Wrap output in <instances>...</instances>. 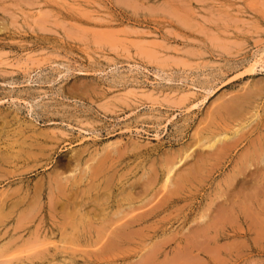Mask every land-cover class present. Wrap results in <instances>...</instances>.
Masks as SVG:
<instances>
[{
  "label": "rangeland",
  "instance_id": "obj_1",
  "mask_svg": "<svg viewBox=\"0 0 264 264\" xmlns=\"http://www.w3.org/2000/svg\"><path fill=\"white\" fill-rule=\"evenodd\" d=\"M263 123L264 0H0V264H264L253 194L223 210Z\"/></svg>",
  "mask_w": 264,
  "mask_h": 264
},
{
  "label": "bare ground",
  "instance_id": "obj_2",
  "mask_svg": "<svg viewBox=\"0 0 264 264\" xmlns=\"http://www.w3.org/2000/svg\"><path fill=\"white\" fill-rule=\"evenodd\" d=\"M112 34V33H111ZM259 63V62H258ZM253 70V69H252ZM228 109V108H227ZM255 117V116H254ZM264 124V123H263ZM262 127H263V125H262ZM260 128H261V126H260ZM262 129V128H261ZM240 130H242V129H240ZM239 130V131H240ZM239 131H237L235 134H237ZM249 134V133H248ZM226 135H228V134H226ZM257 137H259V135L257 136ZM232 138V136L231 135H229V136H224L223 138H222V140H223V143H226L227 141H229L230 139ZM221 140V141H222ZM200 145V144H199ZM244 146V145H243ZM212 147H214V144L213 145H211V147L210 148H212ZM227 153V152H226ZM77 156V155H76ZM75 156V157H76ZM225 156V155H224ZM232 156V155H231ZM239 156H240V154H239ZM81 156H79V158H80ZM226 157V156H225ZM79 158H77V162L75 161V163H77L78 165H79V163H80V161H79ZM226 159V158H225ZM72 160V159H71ZM73 161H74V159H73ZM102 162V161H101ZM180 162H182V159L181 160H179L178 162H174L175 164L169 169V171H168V173H167V177H165L166 178V180H165V182H164V186L165 187H167V185L170 183V179H171V174H172V172H173V169L174 168H176V166H177V163H180ZM237 164H236V166L234 167V170H236V167H237V165L238 164H240L238 167H237V171H232L233 173H230L229 172V175H228V177H227V181H228V183L229 182H231V183H233V182H236V187L234 188V189H236V190H234V189H230V187H228V189H226V193H225V195H227L228 197H229V199H230V197H231V193H233V192H235V193H237V199H239V196H240V198H241V196H242V200H241V202L240 201H235V204H236V202H239L240 203V205H239V207L241 208V211H239V212H237L236 211V209L237 208H235V206H234V204H233V201H232V197H231V201H232V204H231V201H230V204L228 205V204H225L224 205V212H225V215L227 214V216L229 217V221L232 219V217H233V214H237V215H235V216H239L240 218H241V220L243 221V223H244V226H245V231H247V229L249 228V223H250V215H252V214H249V211L252 209L253 210V207H254V204L252 203V202H250L252 205H253V207L251 206V204L248 202L249 201V197H250V193H252L253 194V197L254 198H256L255 200H257V206H256V209L258 210V212H257V214H258V216H260L261 215V213L263 212L262 210L264 209V201H263V199H262V197H264V173H262V171H264V135L262 136V138L261 139H253V140H249L248 142H246V145H245V148H244V150H243V152L241 153V156H240V159L238 160V162H236ZM226 164V163H225ZM81 165V164H80ZM83 165V164H82ZM252 165H255V167L257 168V169H259V171H257L258 172V174H255V175H249V174H246V170H247V168H249L250 166H252ZM66 166V165H65ZM180 166V165H179ZM105 167H106V165H105ZM186 167V166H185ZM221 167V166H220ZM80 168V167H79ZM82 168V167H81ZM178 169V168H177ZM221 170V169H220ZM224 170V169H223ZM96 171V170H95ZM191 171V170H190ZM194 171V170H193ZM219 171V170H218ZM76 172V171H75ZM245 172V173H244ZM71 174H72V171L70 172ZM192 173V172H191ZM226 173V172H225ZM238 173H240V174H242L243 175V177L241 176V175H238ZM59 174V173H58ZM67 174V173H66ZM195 174V173H194ZM251 174H252V172H251ZM65 176H68V175H65ZM82 176V175H81ZM81 176H79L80 178H77V179H79V180H77V181H72V183H71V185L72 186H68L63 180H62V178L61 179H57V181H59V183L57 182V190L58 191H56L55 192V194L54 195H56V197H55V199H53V200H55V201H57V202H55V203H58V204H54L53 206H52V208H51V212H52V214H61V215H70L71 213H72V211H74L75 213L77 212L76 211V209H79V211H80V213L82 212V210L84 209L86 212H88L89 214L91 213V212H93V209H92V207L91 208H89V209H86V207H84V206H82L81 208L79 207V208H77V206L79 205V203L76 201V199H72L73 198V195H74V193H75V186L74 185H76V184H79V181L80 180H82V177ZM183 176V175H182ZM241 176V177H240ZM59 177V176H58ZM61 177V176H60ZM70 177V176H69ZM69 177L68 178H66V179H69ZM185 177V176H184ZM48 178H50V177H48ZM182 178V177H181ZM150 179V178H149ZM61 180V181H60ZM164 180V179H163ZM181 181V183H184L185 182V180H189V178H187L186 177V179L185 178H183V179H180ZM55 181V180H54ZM179 181V180H178ZM177 181V182H178ZM184 181V182H183ZM150 182V181H149ZM154 182V181H153ZM156 182V181H155ZM187 182V181H186ZM69 183V182H68ZM85 184V183H84ZM137 184V183H136ZM180 184V183H179ZM143 185V184H142ZM145 185V184H144ZM253 185H255V188H256V190H254V188H253V190H254V192H248L247 190H248V188H250V187H252ZM153 185H151V187H152ZM230 186H232L231 184H230ZM135 187V185L133 184H131V188H134ZM150 187V188H151ZM169 187V186H168ZM171 187V186H170ZM51 188H52V186H51ZM142 188V187H141ZM128 189H130V188H128ZM139 189V188H138ZM137 189V190H138ZM251 189V188H250ZM39 190H41V189H39ZM151 189H149V188H147V186L146 187H144V189L142 188L141 190H139V192L138 193H140V194H142V193H148V195H149V191H150ZM171 190V189H170ZM177 190H178V188H177ZM184 190V189H183ZM134 191V190H133ZM83 192V191H82ZM131 192H129L128 193V196H132V197H127V198H129V199H131L130 200V202L128 203L129 205H128V207H129V209H130V207H132V205H134L135 204V201H137V200H139V199H137L136 197L135 198H133V194H130ZM37 194V193H36ZM135 194V193H134ZM176 194V193H175ZM42 195V194H41ZM84 195V194H83ZM124 195V194H123ZM136 195V194H135ZM145 195V194H144ZM143 195V196H144ZM235 195V197H236V194H234ZM49 196V195H48ZM138 196V195H137ZM140 196V195H139ZM51 196H49V198H50ZM54 197V196H53ZM79 197V196H78ZM125 197V196H124ZM148 197V196H147ZM76 198V197H75ZM126 198V199H127ZM138 198H141V196L140 197H138ZM163 198V197H162ZM37 199H38V197H37ZM142 199V198H141ZM235 199V198H234ZM52 200V199H51ZM81 200V199H80ZM108 200V199H107ZM49 201V200H48ZM117 201V200H116ZM151 201V200H150ZM18 202V201H17ZM40 202V201H39ZM76 202V203H75ZM123 202V201H122ZM121 202V203H122ZM128 202V201H127ZM139 202V201H138ZM137 202V203H138ZM144 202V201H143ZM142 202V203H143ZM219 202V201H218ZM223 203H224V200L222 201ZM227 202V201H226ZM120 203V202H119ZM222 203V204H223ZM29 204V203H28ZM85 204V203H84ZM110 204V203H109ZM147 204V203H146ZM221 204V205H222ZM238 204V203H237ZM93 205V204H92ZM115 205V204H114ZM140 205H141V203H140ZM144 204H142L141 206H143ZM34 206V205H33ZM51 206V205H50ZM72 206H74V209L72 210ZM80 206V205H79ZM101 206V205H100ZM127 206V205H126ZM172 206V205H171ZM22 207V206H21ZM40 208H41V206H39ZM102 207V206H101ZM105 207H107V206H105ZM219 207H220V205H219ZM238 207V208H239ZM37 208V207H36ZM103 208V207H102ZM155 208V207H154ZM211 208V207H210ZM104 209V208H103ZM127 209V208H126ZM151 209V208H150ZM148 210L147 209V211H145V212H142V213H140L138 216H136V217H134V216H132V217H134L132 220L130 219V220H128L127 222H124V223H120V236H121V238H122V236L124 235V233L123 232H126V229L128 228V227H130V226H132V225H134V224H136L137 222H142V221H144L145 219H146V217L150 214V213H152V211L151 210ZM28 210V209H27ZM130 210H134V208L133 209H130ZM154 210V209H153ZM213 210V209H212ZM222 209H218L217 208V211L216 210H214L215 212L214 213H216V214H218V212L219 211H221ZM252 210L250 211V212H252ZM260 210V211H259ZM94 211H98V212H100V210H98V207L96 208V207H94ZM143 211V210H142ZM151 211V212H150ZM1 212V211H0ZM35 212V211H34ZM85 212V213H86ZM97 212V213H98ZM107 212V211H106ZM120 215L121 214H124V212H125V208H124V206L122 205V204H120ZM129 213H130V211H128ZM138 212V211H137ZM159 212V211H158ZM223 212V211H222ZM235 212V213H234ZM255 212V211H254ZM25 213V212H24ZM74 213V214H75ZM154 213V212H153ZM152 213V214H153ZM26 214V213H25ZM34 214V213H33ZM55 214H54V216H55ZM82 214H83V212H82ZM99 214V213H98ZM107 214V213H106ZM105 214V216H107ZM132 213H130V215H131ZM254 214V213H253ZM256 214V213H255ZM125 215V214H124ZM207 215V214H206ZM58 216V215H57ZM71 216H72V214H71ZM82 216V215H81ZM86 216H87V214H86ZM122 216V215H121ZM207 217V216H205V215H202V217ZM211 216V215H210ZM68 217V216H67ZM97 217V216H96ZM115 217V216H114ZM251 217H253V216H251ZM90 218H92V217H90ZM207 218H209V217H207ZM255 218V217H254ZM150 219V218H149ZM217 219H218V217H217ZM256 219V218H255ZM258 219V218H257ZM121 220V219H120ZM123 220V219H122ZM126 220V219H125ZM197 220V219H196ZM213 220V218L210 220V222ZM219 220V219H218ZM250 220V221H249ZM259 220V219H258ZM147 221V220H146ZM220 221V220H219ZM255 221V220H254ZM187 222V221H186ZM205 222V221H204ZM214 222V221H213ZM212 222V223H213ZM226 223H228V221H225ZM224 222V223H225ZM144 223V222H143ZM199 223V222H198ZM231 223V222H230ZM259 223V222H258ZM110 224V223H109ZM200 224V223H199ZM207 224H209V223H207ZM206 224V225H207ZM55 225V224H54ZM225 225V224H224ZM223 225V226H224ZM57 226V225H56ZM196 227H197V225H196ZM204 227V226H203ZM131 228V227H130ZM129 228V229H130ZM206 229H207V226L205 227ZM210 228V227H209ZM57 229H58V227H57ZM61 229V228H60ZM133 229V228H132ZM200 229V228H199ZM218 229V228H217ZM232 229V228H231ZM201 230V229H200ZM225 230V229H224ZM134 231V230H133ZM201 231H203V229L201 230ZM207 231H208V229H207ZM215 231V230H214ZM114 232V231H113ZM128 233L129 232H131V231H127ZM195 232H197L196 231V229H195ZM228 233V232H227ZM119 234V233H118ZM198 234V233H197ZM229 234V233H228ZM228 234H227V236H228ZM114 235V234H113ZM117 235V234H116ZM249 235V234H248ZM195 236V235H194ZM226 236V237H227ZM252 236V235H251ZM115 237V236H114ZM198 237V236H197ZM196 237V238H197ZM126 238H127V236H126ZM109 239H111L110 237H109ZM113 239V238H112ZM160 239V238H159ZM194 239V238H193ZM124 240H126V239H124ZM173 240V239H172ZM184 240V239H183ZM195 240V239H194ZM198 239H196L195 241H193L194 243H196V241H197ZM203 240L204 239H200L199 241H202L203 242ZM216 240V239H215ZM189 241H191V240H189ZM205 241H206V239L204 240V243H205ZM229 241V240H228ZM107 242V241H106ZM181 242V241H180ZM211 242V241H210ZM112 243H114V242H112ZM117 243V242H116ZM182 243V242H181ZM230 243V242H229ZM108 244V243H107ZM123 244H124V242H123ZM209 244V243H208ZM110 245V244H109ZM159 245V244H158ZM200 246V245H199ZM202 248V247H201ZM200 248V249H201ZM198 250H199V247L197 248ZM153 250V249H152ZM185 250V249H184ZM198 250H196V251H198ZM194 251V250H193ZM205 251H206V249H205ZM207 251H208V249H207ZM209 252V251H208ZM197 255V254H196ZM179 258V257H178ZM192 259V258H191ZM197 261V260H196ZM41 262V261H40ZM172 262V261H171ZM188 262V261H187ZM140 263H142V261L140 262ZM192 264V263H191Z\"/></svg>",
  "mask_w": 264,
  "mask_h": 264
}]
</instances>
